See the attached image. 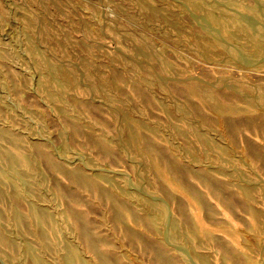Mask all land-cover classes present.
Returning a JSON list of instances; mask_svg holds the SVG:
<instances>
[{
  "label": "rangeland",
  "instance_id": "rangeland-1",
  "mask_svg": "<svg viewBox=\"0 0 264 264\" xmlns=\"http://www.w3.org/2000/svg\"><path fill=\"white\" fill-rule=\"evenodd\" d=\"M263 103L264 0H0V264H264Z\"/></svg>",
  "mask_w": 264,
  "mask_h": 264
},
{
  "label": "bare ground",
  "instance_id": "bare-ground-1",
  "mask_svg": "<svg viewBox=\"0 0 264 264\" xmlns=\"http://www.w3.org/2000/svg\"><path fill=\"white\" fill-rule=\"evenodd\" d=\"M264 104V103H263ZM264 106V105H263ZM103 145L107 150H110L111 149V145L109 143H107L106 141H103V143L101 144ZM41 153L43 156H45V158H47L48 160L51 159L50 155L48 153H45L44 151L41 150ZM26 160V159H25ZM23 162H27L26 161H23ZM29 166V164H27ZM167 170V174L168 176L170 177V179H172L174 182L176 183H180V178L182 177V174H181V170L179 168L178 165H176L175 163H165L163 164ZM29 168V167H28ZM166 171V170H165ZM164 173V172H163ZM165 175V174H164ZM199 175V174H198ZM205 175V174H204ZM73 180L75 182H78L80 183L82 186H88V187H93L95 188L96 190H98V192L100 194H102L103 196L109 198V200L112 201L113 203V211H114V216H115V219L116 220H120V218L122 217V214L126 211L128 212L129 214H132L133 215V210L131 209L130 205L125 201V200H121L119 198L118 195H116L115 193H112L110 191H106L102 188H100L96 181L94 179H91L89 177H86L85 175H83L81 172H77V173H74L71 175ZM204 177V176H203ZM167 178V177H166ZM71 179V178H70ZM168 179V178H167ZM169 179V180H170ZM182 179V178H181ZM171 181V180H170ZM203 181L207 184H209L210 186L214 185L211 180L209 179H203ZM99 183V182H98ZM172 183V182H171ZM213 187V186H212ZM88 189V188H87ZM192 191V190H191ZM248 191V190H247ZM249 192V191H248ZM248 192L246 194V196H248ZM192 193V195L196 198H198L196 195H194V191L190 192ZM17 194H20L18 189H16V191L14 192L13 194V198H15V201L17 198ZM250 194V192H249ZM249 197V196H248ZM20 198V197H19ZM199 199V198H198ZM200 200H202L200 198ZM19 201V199H18ZM18 203V202H17ZM200 203V202H199ZM35 212V211H34ZM18 215V214H17ZM37 217V216H36ZM38 218V217H37ZM39 218L42 222H47L49 219V216L47 213L45 212H41L39 213ZM138 218V217H137ZM76 219L78 220V224H79V231L80 233L82 234V236L86 239V241L88 242L89 244V247L91 246V249L95 250L96 249V246H97V243L96 241L93 239V237L91 236V233L88 229V226L86 224H83L81 223L79 220H81V217L80 215H76ZM153 219V218H152ZM38 221V220H37ZM0 239H2L4 242H7L8 244L9 243V240L6 238V236H4L2 233H1V230H0ZM72 252V251H71ZM73 253V252H72ZM74 254V253H73ZM75 255V254H74ZM74 255L71 254L70 256V262H73L74 259ZM156 255L157 257H159V260L162 262V264H172V261L168 260L166 257L163 256V252L161 251L160 248H157L156 249ZM100 259L102 260L103 263H107L108 262V258L104 255L100 256ZM35 262H37V260H35ZM39 263V262H38Z\"/></svg>",
  "mask_w": 264,
  "mask_h": 264
}]
</instances>
